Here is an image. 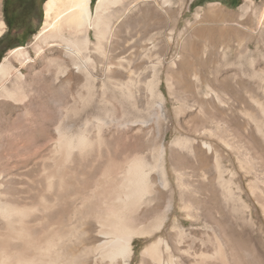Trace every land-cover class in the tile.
I'll use <instances>...</instances> for the list:
<instances>
[{"label":"rangeland","instance_id":"1","mask_svg":"<svg viewBox=\"0 0 264 264\" xmlns=\"http://www.w3.org/2000/svg\"><path fill=\"white\" fill-rule=\"evenodd\" d=\"M154 1L140 0L132 11L127 9L113 19L109 33L115 53L132 61L128 70L95 64L90 89L84 72L69 61L62 48L42 42L48 32L45 25L49 20L44 11L47 0L31 36H10L4 24L0 63L19 47L28 49L33 62L22 70L24 78L17 99L0 100V191L14 188L20 192L21 202L31 204H40L41 200L50 203L57 197V208L33 216L32 221L48 216V221L34 228L35 234L44 233L59 208L61 194L57 189L47 191L46 177L61 159L62 137L84 133L90 148L73 153L75 161L66 162L58 175L76 169L80 177L89 170L91 185L101 178L108 161L117 157L115 153L122 144L135 142L148 148L150 163L162 146L173 191L165 203L173 195L175 200L163 229L135 240L130 264H140L142 250L159 237L171 240L173 226L184 230L187 248L195 239L207 241L214 235L229 255L235 253L229 245L233 242L244 246H237L238 256L250 260L261 256L264 261V0H172L176 5L168 12L170 20H160L163 25L159 30L150 32L156 34L155 47L150 49L153 45L140 46L138 41L147 36L143 25L148 16L161 13ZM250 1L249 11L242 13L240 8ZM0 21L4 23L3 0ZM89 35L95 42L93 29ZM129 38L138 44L132 55L123 54ZM170 38L173 41L169 44ZM38 48L39 55L35 53ZM118 76L133 81L131 97L113 87L112 81ZM153 84L155 87H151ZM98 119L103 121L100 134ZM203 128L214 134L212 142L232 192L231 198L221 195V188L214 184L221 206L214 217L221 219L218 223L223 229L199 216L194 221L182 210L170 158L169 145L176 138L188 140L184 148L175 149L183 156L193 158L197 148L204 151L197 136ZM201 178L195 177L196 183L208 184ZM72 192L69 190V195ZM90 192L81 198H88ZM204 193L199 196L207 199L210 192L209 196ZM79 225L85 230L94 229L91 222ZM221 230L227 234L223 236ZM198 232L200 235H195ZM171 241L175 243V238ZM215 247L212 241L202 251L211 254ZM174 255L178 256L176 252ZM191 259L184 256L182 264H191ZM210 264L218 262L212 260Z\"/></svg>","mask_w":264,"mask_h":264},{"label":"bare ground","instance_id":"2","mask_svg":"<svg viewBox=\"0 0 264 264\" xmlns=\"http://www.w3.org/2000/svg\"><path fill=\"white\" fill-rule=\"evenodd\" d=\"M139 2L140 0H97L93 10L91 0H47L44 11L46 19L49 20L45 25L48 32L43 35L42 42L47 46L57 45L62 48L69 61L78 70L84 72L89 87L97 63L114 65L123 70L129 69L132 60L115 53L116 47L112 46L113 37L109 31L114 18L118 19L119 14L126 12L127 9L128 12L132 11ZM154 4L161 13L148 16L147 23L143 25L147 36L138 41L140 46L153 45L156 34L150 35V32L159 30L163 25L160 20L162 22L170 20L168 12L176 5L172 0H155ZM251 6L250 1L242 6L240 11L246 13ZM90 29L94 30L95 42L90 38ZM3 32L4 23L0 21V36ZM172 41L173 38L167 40L169 44ZM125 43L126 48L124 52L121 51L123 54L132 55L138 46L137 42L129 38ZM154 47L153 45L150 49ZM39 50L36 49L35 53L38 54ZM30 62H33L30 52L24 47L12 50L2 60L0 100L17 99L24 78L22 70ZM116 78L117 81H112L113 87L116 86L125 93L124 95L131 97L133 81L130 78L127 81L123 80L119 76ZM44 88L47 89V85ZM97 123L100 134L103 121L98 119ZM197 136L205 150L197 148L193 158L183 156L175 150L184 148L188 140L176 138L169 145L181 208L188 217H191L190 219L196 221L202 217L223 229V225L218 223L221 219L217 220L214 217L215 210L221 207L220 196L214 186L217 184L222 190L221 195L225 194L231 198L230 182L224 179L226 170L222 167L217 149L212 142L214 134L203 128ZM222 140L224 139L221 138ZM59 141L61 159L56 162L55 171L47 175L46 189L48 192L57 189L61 197H59V208L55 211L56 215L54 214V219L50 221V227L47 224L49 227L47 231L36 233L38 234L36 236L34 228L44 220L48 221V216L42 219L35 218L32 221L33 216L39 212L44 214L55 209L58 203L57 197L52 199L53 201L50 200V203L49 201L42 203L43 200L40 199V204H31L21 202L18 198L20 192L14 188L0 191V264H130L135 240L150 237L163 229L175 200L173 195L170 202L165 203L167 196L172 195L173 191L164 167V147H159L155 161L150 163L147 157L148 148L135 142L122 144L115 153L117 157L108 161L101 178L91 185L92 175L89 170L80 177L76 169L63 171L61 175L57 173L66 162L75 161L72 158L73 153L87 150L90 146L89 139L81 133L67 138L62 137ZM150 154V157L154 158V152L151 151ZM195 177H202L208 184L196 183ZM69 190H73L71 195ZM86 192L87 194L90 192L91 195L83 200L81 196ZM204 192L207 195L210 192L207 199L201 197ZM200 194L202 195L199 196ZM82 220L85 222L79 225ZM90 222L94 225V229L78 228V225L85 226ZM172 231L171 237L175 238V243L171 241L172 238L168 240L159 237L142 250L140 264H182L184 256L192 257L191 264H210L212 260L217 261L218 264H264L261 256L251 260L238 256V245L233 242L229 245L235 253L229 255L225 246L214 235L207 241L193 240L190 243L193 251L190 253V248L184 246V230L173 226ZM221 233L223 236L227 234L224 231ZM195 235L199 236L200 233ZM212 241L216 244L213 252L211 254L203 252L202 247ZM175 252L178 256L174 255Z\"/></svg>","mask_w":264,"mask_h":264},{"label":"flooded vegetation","instance_id":"3","mask_svg":"<svg viewBox=\"0 0 264 264\" xmlns=\"http://www.w3.org/2000/svg\"><path fill=\"white\" fill-rule=\"evenodd\" d=\"M45 0H3V21L10 36L28 37L42 19Z\"/></svg>","mask_w":264,"mask_h":264},{"label":"trees","instance_id":"4","mask_svg":"<svg viewBox=\"0 0 264 264\" xmlns=\"http://www.w3.org/2000/svg\"><path fill=\"white\" fill-rule=\"evenodd\" d=\"M232 1H234V0H232ZM95 2H96V0H91V8H93L94 7V4H95ZM237 5H239L238 3L237 4H235V6H237ZM1 46H2V40H0V53H1V56L3 55L2 53H4V51H2L1 50ZM9 49V48H8ZM6 52V51H5ZM1 56H0V59H1Z\"/></svg>","mask_w":264,"mask_h":264}]
</instances>
